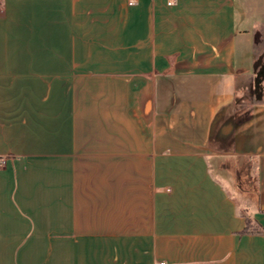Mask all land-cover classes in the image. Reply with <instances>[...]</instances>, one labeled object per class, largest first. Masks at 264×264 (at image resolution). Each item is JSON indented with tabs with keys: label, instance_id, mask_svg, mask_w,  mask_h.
Here are the masks:
<instances>
[{
	"label": "crops",
	"instance_id": "0c3cea01",
	"mask_svg": "<svg viewBox=\"0 0 264 264\" xmlns=\"http://www.w3.org/2000/svg\"><path fill=\"white\" fill-rule=\"evenodd\" d=\"M257 52L264 0H0V264H264Z\"/></svg>",
	"mask_w": 264,
	"mask_h": 264
},
{
	"label": "rangeland",
	"instance_id": "374dc122",
	"mask_svg": "<svg viewBox=\"0 0 264 264\" xmlns=\"http://www.w3.org/2000/svg\"><path fill=\"white\" fill-rule=\"evenodd\" d=\"M258 53V52H257ZM259 54H260V56H259ZM264 54V52H259L258 54H257V58H256V60L254 61V71H255V78H254V83H252V85L254 84L255 85V90L253 91H251V97L252 98H249L250 99V102L251 103H253V102H255L257 99H258V96H259V91H260V85L258 86L257 85V73H259V71L261 70V56ZM247 95H249V94H247ZM246 95V96H247ZM249 96V97H250ZM217 173V175L218 176H221V177H223L222 176V174H220V173H218V172H216ZM231 191H232V193L236 196L237 195V192H236V190H235V188H233L232 186H231V189H230Z\"/></svg>",
	"mask_w": 264,
	"mask_h": 264
},
{
	"label": "water",
	"instance_id": "95a60500",
	"mask_svg": "<svg viewBox=\"0 0 264 264\" xmlns=\"http://www.w3.org/2000/svg\"><path fill=\"white\" fill-rule=\"evenodd\" d=\"M258 76L260 78H257V85H260V82L262 81V78H264V73L262 72V70H260V72L258 73Z\"/></svg>",
	"mask_w": 264,
	"mask_h": 264
},
{
	"label": "trees",
	"instance_id": "16d2710c",
	"mask_svg": "<svg viewBox=\"0 0 264 264\" xmlns=\"http://www.w3.org/2000/svg\"><path fill=\"white\" fill-rule=\"evenodd\" d=\"M249 224H250V221L248 220V227L246 228L245 233L249 232Z\"/></svg>",
	"mask_w": 264,
	"mask_h": 264
},
{
	"label": "flooded vegetation",
	"instance_id": "af4514ba",
	"mask_svg": "<svg viewBox=\"0 0 264 264\" xmlns=\"http://www.w3.org/2000/svg\"><path fill=\"white\" fill-rule=\"evenodd\" d=\"M260 72V71H259ZM257 78H260L259 76H258V73H257ZM256 88H255V85H254V89H253V91L255 90Z\"/></svg>",
	"mask_w": 264,
	"mask_h": 264
}]
</instances>
